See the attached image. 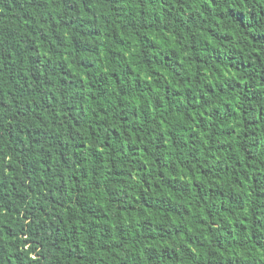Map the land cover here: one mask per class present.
I'll use <instances>...</instances> for the list:
<instances>
[{"label":"trees","instance_id":"trees-1","mask_svg":"<svg viewBox=\"0 0 264 264\" xmlns=\"http://www.w3.org/2000/svg\"><path fill=\"white\" fill-rule=\"evenodd\" d=\"M0 264H264V0H0Z\"/></svg>","mask_w":264,"mask_h":264}]
</instances>
